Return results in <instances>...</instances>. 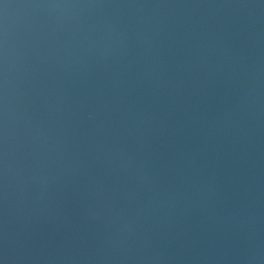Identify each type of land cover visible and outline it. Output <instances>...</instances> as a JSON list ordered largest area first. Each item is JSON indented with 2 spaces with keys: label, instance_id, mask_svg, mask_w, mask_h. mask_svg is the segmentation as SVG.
Segmentation results:
<instances>
[{
  "label": "water",
  "instance_id": "1",
  "mask_svg": "<svg viewBox=\"0 0 264 264\" xmlns=\"http://www.w3.org/2000/svg\"><path fill=\"white\" fill-rule=\"evenodd\" d=\"M0 264H264V0H0Z\"/></svg>",
  "mask_w": 264,
  "mask_h": 264
}]
</instances>
